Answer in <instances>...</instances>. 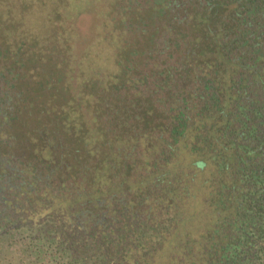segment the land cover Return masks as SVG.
<instances>
[{"label":"trees","instance_id":"trees-1","mask_svg":"<svg viewBox=\"0 0 264 264\" xmlns=\"http://www.w3.org/2000/svg\"><path fill=\"white\" fill-rule=\"evenodd\" d=\"M59 1L64 9L70 6L69 0H46V6ZM121 1H87L97 14L102 13L95 44L111 45L114 28L108 17L119 13ZM17 4L12 0V7ZM158 4V13L145 25L149 35L154 28L153 34L140 38L138 55L133 49L125 50L124 39L118 37L124 49L120 51L124 58L118 55L120 69L125 72L118 79L131 86L111 88L102 98L98 123L82 128L86 160L79 166L86 168L84 179L91 187L78 198L75 189L68 194L75 197L76 206L70 213H59L65 218L55 226L45 221L54 208L39 219L0 218V264H104L111 237L99 245L96 234L84 235L82 230L105 221L115 203L132 202L136 195L145 197L141 200L148 207L149 196H156L155 189L161 186L163 195L174 202L157 205L163 211L167 207L165 214L177 228L173 232L168 224L165 244L152 251L145 264H153L154 259V264H264V0H162ZM17 24L2 27L3 35L18 28L32 32L28 24ZM164 29L179 39L173 40ZM116 30L125 29L118 23ZM50 46L39 49L45 53ZM159 65L169 74H180L179 80L199 76V95L211 94L213 106L195 110L179 122L164 98L133 88L137 78L147 77L143 67L151 73ZM152 78L158 86L159 77L151 76L150 84ZM208 80L211 90L203 84ZM182 86L180 82L166 87L181 91ZM165 104L168 108H163ZM146 114L152 121L162 117L165 123L144 125ZM144 188L152 192L144 194ZM105 210L108 215L98 213ZM72 215L76 220H65Z\"/></svg>","mask_w":264,"mask_h":264},{"label":"flooded vegetation","instance_id":"flooded-vegetation-1","mask_svg":"<svg viewBox=\"0 0 264 264\" xmlns=\"http://www.w3.org/2000/svg\"><path fill=\"white\" fill-rule=\"evenodd\" d=\"M136 1L138 5L144 3L140 0ZM11 2L12 0H0V218L9 217L16 220L17 216L22 215L39 219L43 218L41 216L45 210L54 208L53 211H48L45 221L55 226L59 219L65 218L59 213H70L76 206V203L72 202L75 197H68V194L74 192L75 189L78 191L79 195L75 194L78 198L81 194L87 193V189L91 187L88 185L90 182L84 179L87 176L84 173L86 168L82 170L79 166L80 162L86 160L82 157L86 145L79 140L80 144L82 143L81 150L70 149L63 137L61 141L49 137L46 127L38 129L35 136L28 135L24 131L25 125L18 114V105L19 102L25 103L26 101L33 105L34 100L38 98L34 77L41 74V69L42 72L44 71V65L53 61L50 55L40 56L39 54L43 52L39 48H46L48 44L52 45L61 41H64L67 47L71 45V38L69 39L65 32L68 28V31H74L71 29L72 23L83 11H71L72 4L80 5L83 1L69 0L70 6L67 9L62 6V1L51 7L46 6V0H15L16 4L18 2L15 7L11 6ZM134 2L135 0H122L119 13L110 14L108 17L114 28L111 41L114 42L118 37L116 34L118 23L123 25L125 33H131L133 23L131 13ZM14 9H16L15 19L11 21L9 18ZM35 14L40 15V26L44 28L46 35L35 37L32 30L28 33L19 28L10 35H3L5 30L2 27L10 22L13 25L25 23L27 26L30 17H34ZM58 26L59 29L55 31L54 27ZM78 36L77 32L76 37ZM142 70H146L145 73L148 75L145 74L147 77L143 80L137 78L139 81L137 83L132 77L131 82L135 83L133 88L139 91L145 88L144 91H148L154 95L153 97L164 98V102L172 105V110L176 113L174 117L179 122H184L187 115H193L195 110L201 111L206 106L212 107L215 103L211 94H205L202 97L199 95L202 87L198 83V81L201 82L197 78L199 76L179 80L180 74L177 75L176 72L169 74L160 65L155 66L151 73L148 68L143 67ZM124 74L125 72L120 69L117 78H123ZM153 75L159 77L158 86L153 78L154 83L150 84ZM180 82L183 85L181 91L166 87L167 85L175 86ZM203 84L211 90L210 80ZM168 97H171V100H167ZM41 99L38 103L40 106L45 103L44 99L42 101ZM163 108H168V104H165ZM146 115L143 119L144 125H150V122L165 123L162 117H156L152 121L151 114ZM67 149L73 154H70ZM142 187L144 184L141 185ZM162 189V186L160 189H155L157 195L149 196L146 201L149 204L148 207H145L141 200L145 197L136 195L132 202H129L133 204L125 201L120 206L115 203L110 209V217L82 230L84 235L92 234L90 232L96 234L99 245L104 238L111 237L108 238L110 256L103 257L104 264H142L146 257H151L152 251L161 250L166 241V234H168V224L173 232L177 228L175 224H170L169 214H165L167 207L164 206L163 211L159 208L162 205H157L158 201H165L169 203L168 205L174 202L172 197L167 198L163 195ZM149 191L151 190L146 188L144 194ZM127 203L129 207H126ZM98 213L108 215V210ZM71 219L76 220L73 215L65 220L69 222ZM98 224L101 225L99 228ZM155 261V259L152 260V263L154 264Z\"/></svg>","mask_w":264,"mask_h":264},{"label":"rangeland","instance_id":"rangeland-1","mask_svg":"<svg viewBox=\"0 0 264 264\" xmlns=\"http://www.w3.org/2000/svg\"><path fill=\"white\" fill-rule=\"evenodd\" d=\"M82 1L80 5L72 4L71 11L84 10L90 5L87 3L88 0ZM140 1L144 3L142 5H138L137 2L133 3L134 7L131 13L133 23L131 25L134 26L131 28V35H126L123 30L116 33L119 38L124 39L125 50L133 49L134 55H138L141 51L139 50L140 38L153 34L154 28L149 35L145 31V25L149 23L152 15L158 13L159 8L155 7V3L161 2L159 0L157 2L153 0ZM161 8L166 7L162 5ZM98 9L100 10V8ZM98 14H102L101 11H98ZM98 14L95 8L89 6L87 11L74 19L73 27H71L74 31L67 30L65 32V35L69 39L71 38V45L67 47L64 41L55 42L48 47V52L45 49V53L39 54L40 56L44 55V57L50 55L53 61L44 65V71L42 72L41 69V74L34 77L38 91V98L34 100V104L32 105L29 101L19 102L18 114L25 125L24 131L28 135L35 136L38 129H45L46 127V133L49 137L60 141L63 137L70 149L81 150L79 140L85 138L81 136L84 132L82 128L85 125L95 126L98 123L97 117L103 114L104 99L102 98L105 97V94L108 95L110 89L119 84L131 86V83L126 80L120 81L117 78L121 63L118 55L122 54L121 50H124L118 42L122 41L116 37L114 42L110 41V44L113 45H106L104 42L95 44L96 41H99L96 27L101 26L100 21L102 20ZM40 24L41 17L39 14L30 17L28 25L35 37H40L45 33ZM164 31L167 30L164 29ZM77 32L78 38L75 37ZM167 34L173 40L179 39L175 33L170 34L167 31ZM167 37L169 36L167 35ZM123 58L124 55L122 54ZM40 99L45 101L41 106L38 104ZM75 115L80 116V118L76 119ZM92 152L97 151L93 149Z\"/></svg>","mask_w":264,"mask_h":264}]
</instances>
